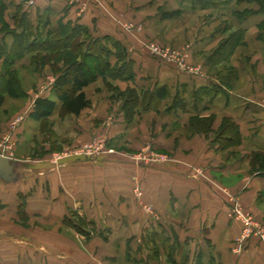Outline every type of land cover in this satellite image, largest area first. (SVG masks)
Wrapping results in <instances>:
<instances>
[{"label": "crops", "instance_id": "crops-1", "mask_svg": "<svg viewBox=\"0 0 264 264\" xmlns=\"http://www.w3.org/2000/svg\"><path fill=\"white\" fill-rule=\"evenodd\" d=\"M98 1L36 0L35 6L21 5L20 12L26 11L36 25L37 16L49 8L52 30L60 18L76 19L94 35L119 39L132 60L133 79L106 81L128 82L136 88L139 98L134 118L124 116L121 100L109 101L96 95V89L89 94L93 82L84 88L90 106L78 115L56 118L55 127L76 142L102 131L103 145H125L140 154L142 146L149 144L151 152L159 155L150 164L104 151L60 155V165L42 158V180L32 183L35 188L27 195V215L57 225L62 224L68 209H77L100 228H107L106 240L118 239L124 264H143L139 259L130 261L128 253L133 250L134 255L144 256L141 252L146 249L147 254L155 250L156 259L149 257L152 264H173L168 255L177 264H192L196 258L202 264H264V238L251 235L237 244L244 224L232 213L235 206L242 216H259L256 219L264 225V165L257 161L264 159V1L167 0L162 19L190 17L199 27V37L188 35L180 61L151 54ZM105 1L116 6L123 17L150 8L140 3L124 11L119 0ZM19 5L18 0H1L0 16L10 28H15L13 15ZM1 26L0 45L9 48L13 37ZM239 30L242 40L226 59L211 57L213 46L227 42ZM31 53L16 62L22 60L29 66L27 55ZM228 78L231 85L224 82ZM97 80L104 81L102 77ZM86 110L87 120H79ZM195 117L210 118L205 130L191 123ZM218 129L221 140L212 135ZM43 146L48 147L45 142ZM127 174L133 175V184ZM18 175L17 171L16 179L9 182L16 185L10 188L14 191L0 217L4 211L16 214V193L28 186L25 179L17 183ZM138 192L157 208L153 215L157 222L152 225L144 222ZM128 208L134 210L128 212ZM112 222L117 225L110 231ZM0 264L89 263L60 245L0 227Z\"/></svg>", "mask_w": 264, "mask_h": 264}, {"label": "rangeland", "instance_id": "rangeland-1", "mask_svg": "<svg viewBox=\"0 0 264 264\" xmlns=\"http://www.w3.org/2000/svg\"><path fill=\"white\" fill-rule=\"evenodd\" d=\"M98 2L101 3L104 9H106L116 22L120 23L128 30L132 38L145 45L148 51L155 46L170 59L181 58V53L184 51V48H186V41H188L189 38L188 35L192 37L195 36V38L200 36L199 27L195 25L196 20H190V17L181 21L177 17L162 19V16H165L164 9L166 8L167 0H119L118 3L124 11H127V7L134 6L135 4L146 3L150 5V8L146 12H137L136 15L134 13H126L124 17L123 15H119V9L116 6L109 5L105 0H99ZM0 23L2 24L1 30L6 32L8 29H11L1 16ZM219 46L220 44L216 47L213 46L211 50H218ZM44 52V50H40L32 52L33 54H28L27 57L30 59L29 66H24L22 60L15 61L13 65L8 66L10 67L9 69H14L19 81L20 90H22L24 96L16 98L6 95L3 104L0 106V152L22 161L17 163V171L19 174L17 183L25 179V184L28 186L25 188L26 190H19L16 193V202L18 201L16 206L17 215H13L8 211L2 212L0 227L9 229L10 232H15L20 236H31L53 246L60 245L62 250L75 253L81 259H86L89 264H124L123 260L120 259L121 256H119L118 239L102 240L99 237L92 236L91 224L88 223V221L93 220L88 218L85 214H81L77 209L70 208L75 213V215H72V219H80V217H83L87 223L85 228L91 232L89 237L78 232L75 228L65 225L63 222L57 225L53 223H43L38 220L40 218H30L27 215V195H30L35 188V184L32 183L37 181L38 178L42 180V158H47L52 161L56 159L53 163L56 165L58 161L60 165V155L63 156L68 153H74L75 151L92 152L94 149L97 151V149L100 148V150L102 149L101 152L104 151L106 154H112L126 159L138 158L140 161L150 164L156 157V154L159 155V153L155 154L151 152L149 149L151 145L149 144H144L142 146L143 148L140 154L139 152L126 149L125 145L116 148L109 147L107 144L103 145L102 140L104 135L102 131H96L95 134L90 135L87 139L76 142L74 137L63 136L56 129L55 119L63 118L60 117L58 113L52 115L44 126H42L40 122L32 120L28 116V113L32 108L35 97L42 94V91L45 92L53 82L57 70L62 71L65 67V62L63 61L56 65L57 70L49 64L42 65V55ZM33 55L35 56L32 57ZM2 65L3 62L0 61V70L4 68ZM93 82L96 84L90 87L89 94H92L93 89H96V95H103L105 98H108L109 101L121 100L115 95L114 86H118L121 89H124L122 87L126 88L129 86L127 85L128 82H125L126 84L114 83V86L107 84L105 81H98L97 79ZM51 98L55 99L54 96H51ZM87 111L88 110L81 114V117L78 119L86 121L89 115V111ZM133 118L134 117L131 119ZM219 129L212 135L218 136V139L221 140ZM226 129L227 128L222 131H226ZM44 142L46 143V147L48 146L46 149L43 146ZM100 150L94 154H99ZM126 176L133 184V175L127 174ZM15 185L14 183H5L0 180V210L8 206L10 199L7 197L14 191L10 190V188L12 189ZM224 191L225 193L231 194L226 188ZM138 195L140 198L141 212L144 218H146L144 222L152 225L157 222V219L153 217V215L156 214L157 208L150 202L149 198L142 193L140 194L138 192ZM19 210L23 211V214H20L18 212ZM68 210L66 214L70 216ZM131 210L134 209H127L128 212ZM248 215H250L254 221L262 223L260 218L256 219L259 216L257 217L255 214L251 213H248ZM26 219L33 220L25 221ZM94 223L97 227L100 226L96 221H94ZM116 225V222H112L108 229L111 231L113 226ZM262 226L264 229V225ZM106 229H102L104 235L106 234ZM147 234L150 236V231ZM149 245L151 247L153 246L151 244ZM146 251L141 252L144 256L141 254L139 256L138 253L134 255L135 253L131 250L132 254L128 253V259L133 262L139 259L138 262L140 263L152 264L153 261L149 258L151 254L148 252V255ZM125 264L132 263L127 261Z\"/></svg>", "mask_w": 264, "mask_h": 264}, {"label": "trees", "instance_id": "trees-1", "mask_svg": "<svg viewBox=\"0 0 264 264\" xmlns=\"http://www.w3.org/2000/svg\"><path fill=\"white\" fill-rule=\"evenodd\" d=\"M254 1L263 2L264 0ZM18 2L20 5L13 15L15 28L6 31L12 35L13 43L9 48L4 43L0 45V56L3 57L2 66L4 67L0 70V106L6 95L16 98L24 96L14 69H9L8 66L13 65L18 58L29 52L48 51L42 55V65L49 64L54 69L59 62H65L62 71L56 69L55 78L46 91L49 94L43 93L35 97L28 113L32 120L40 122L42 126L56 113L60 117L78 115L83 109L90 106L91 100L85 94L84 88L98 77H102L107 84L112 86L114 85L106 81L107 79L123 81L133 79L132 60L126 46L119 39L109 34L94 35L88 25L76 19L63 21L60 18L56 22V29L52 30L50 28L52 10L49 8L42 13V16H37V23L33 25L27 12H20L21 5L25 4ZM35 4L36 0L29 7L35 6ZM16 28H21V30L17 31ZM229 37L226 40L228 44L225 41L220 43L218 50L215 49L211 57L226 59L233 52L235 46L241 42L242 31L239 30ZM228 81L229 78L224 80L226 84L231 85ZM114 88L115 95L122 101L121 107L124 116L131 120L135 113L134 105L139 98L136 88L131 86L124 89L118 86H114ZM49 95H53L55 99L50 98ZM209 122L210 118L195 117L191 119V123L201 130H205ZM257 161L262 166L264 165L263 158H257ZM68 211L70 216L65 214L62 222L89 237L91 232L85 228L87 223L83 217L72 219V215L75 213L72 209ZM18 212L23 214L21 210ZM88 223L91 224L92 236L98 235L105 239L106 235L100 227L95 225L94 221H88ZM154 254L155 250L150 255L152 260L156 259ZM167 259L171 260L173 264H177L169 255ZM192 264L202 263L199 258H196V262Z\"/></svg>", "mask_w": 264, "mask_h": 264}, {"label": "built area", "instance_id": "built-area-1", "mask_svg": "<svg viewBox=\"0 0 264 264\" xmlns=\"http://www.w3.org/2000/svg\"><path fill=\"white\" fill-rule=\"evenodd\" d=\"M18 1L24 3L27 6H31V5H33L35 3V0H18ZM149 52L151 54H153V55H157V56H161V57H167L165 55V53H162V51L160 49H158L157 47H155V46L152 49L150 48ZM173 60L180 61L179 58L178 59H173ZM98 150H100V148H98L97 151H95V149L92 152L91 151H75L72 154L76 155V156H79V155H95L94 153L98 152ZM101 150H100V153L103 152V151L101 152ZM0 153L5 155L3 152H0ZM65 155H67V154H65ZM6 156H8V155H6ZM59 158H61V156ZM159 158L163 159L164 157L163 156H159ZM154 159H157V157H155ZM54 160H56V159H54ZM54 160H53V162H54ZM232 213L235 216L241 217L242 222L244 224L243 225V230H242L240 236H238L235 239V242L237 244H240L244 239H246L247 237H250L251 235H256V236H260V237L264 238V229H263V226L259 222L254 221L250 216H244V215L242 216L240 211H239V209L236 208L235 206L232 208Z\"/></svg>", "mask_w": 264, "mask_h": 264}, {"label": "water", "instance_id": "water-1", "mask_svg": "<svg viewBox=\"0 0 264 264\" xmlns=\"http://www.w3.org/2000/svg\"><path fill=\"white\" fill-rule=\"evenodd\" d=\"M17 160L0 153V179L6 183L13 182L17 176Z\"/></svg>", "mask_w": 264, "mask_h": 264}]
</instances>
